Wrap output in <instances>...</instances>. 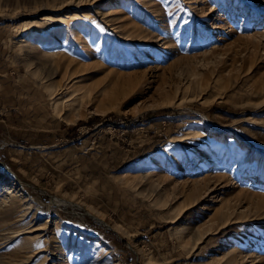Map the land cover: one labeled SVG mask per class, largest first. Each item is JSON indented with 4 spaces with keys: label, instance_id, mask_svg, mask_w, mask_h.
Segmentation results:
<instances>
[{
    "label": "rangeland",
    "instance_id": "rangeland-1",
    "mask_svg": "<svg viewBox=\"0 0 264 264\" xmlns=\"http://www.w3.org/2000/svg\"><path fill=\"white\" fill-rule=\"evenodd\" d=\"M0 264H264V0H0Z\"/></svg>",
    "mask_w": 264,
    "mask_h": 264
},
{
    "label": "trees",
    "instance_id": "trees-1",
    "mask_svg": "<svg viewBox=\"0 0 264 264\" xmlns=\"http://www.w3.org/2000/svg\"><path fill=\"white\" fill-rule=\"evenodd\" d=\"M95 119H99V116H96V117H94V118H91L90 120H89V122L91 123L93 120H95ZM77 129V126H74V127H72V130L73 131H75Z\"/></svg>",
    "mask_w": 264,
    "mask_h": 264
},
{
    "label": "bare ground",
    "instance_id": "bare-ground-1",
    "mask_svg": "<svg viewBox=\"0 0 264 264\" xmlns=\"http://www.w3.org/2000/svg\"><path fill=\"white\" fill-rule=\"evenodd\" d=\"M9 192L11 193V190Z\"/></svg>",
    "mask_w": 264,
    "mask_h": 264
}]
</instances>
